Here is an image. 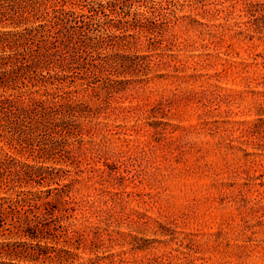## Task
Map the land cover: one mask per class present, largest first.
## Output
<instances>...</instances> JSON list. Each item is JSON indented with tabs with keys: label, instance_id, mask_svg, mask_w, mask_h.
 I'll list each match as a JSON object with an SVG mask.
<instances>
[{
	"label": "rangeland",
	"instance_id": "rangeland-1",
	"mask_svg": "<svg viewBox=\"0 0 264 264\" xmlns=\"http://www.w3.org/2000/svg\"><path fill=\"white\" fill-rule=\"evenodd\" d=\"M199 1L167 5L175 13L160 43L129 32L148 75L116 77L131 81L112 96L84 84L73 98L98 113L77 121L80 137L58 139L57 161L0 135V157L56 177L23 189L68 186L74 210L61 222L79 232L76 261L264 264V34L244 24L264 0Z\"/></svg>",
	"mask_w": 264,
	"mask_h": 264
},
{
	"label": "trees",
	"instance_id": "trees-1",
	"mask_svg": "<svg viewBox=\"0 0 264 264\" xmlns=\"http://www.w3.org/2000/svg\"><path fill=\"white\" fill-rule=\"evenodd\" d=\"M167 5L178 3L0 0V135L28 140L39 159L57 161L63 156L58 139L80 137L83 129L77 121L98 113L73 98L87 89L84 84H99L112 96L131 81L116 77L148 75L147 57L131 51L135 35L129 32L147 33L150 40L163 41L175 13ZM244 24L255 34H264V2L248 9ZM77 80L86 82L81 84L83 90L66 89ZM52 171L43 164L0 157V264H92L76 261L80 258L76 252L79 232L70 235L61 222L74 210L66 206L68 191L64 188L68 186L54 188L55 195L51 188L23 189L54 181ZM4 186L8 189L1 195ZM50 237L57 242L64 239L65 245L42 243Z\"/></svg>",
	"mask_w": 264,
	"mask_h": 264
}]
</instances>
